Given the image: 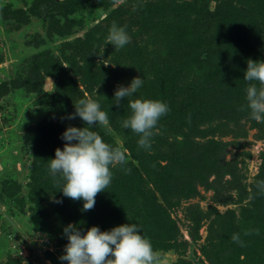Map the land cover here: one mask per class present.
<instances>
[{"label": "rangeland", "instance_id": "rangeland-1", "mask_svg": "<svg viewBox=\"0 0 264 264\" xmlns=\"http://www.w3.org/2000/svg\"><path fill=\"white\" fill-rule=\"evenodd\" d=\"M226 1L0 0V264H68L59 259L68 242L65 226L84 225L83 234L92 226L104 231L137 223L136 195L132 200L129 196L116 199L125 207L106 219L90 217L82 210V200L56 190L63 182L49 174L48 163L66 143L60 137L68 126H87L79 117H66L75 112L79 99L90 98L104 111L110 108L104 101L113 100L119 110L117 121L92 126L106 142L109 139L125 150L127 165H137L139 148L133 155L129 145L137 144L138 136L122 127V121L131 111L129 99H152L151 82L158 69L168 85L182 93L160 100L169 109L174 102L192 104L191 113L178 123L171 122L169 111L160 117L153 136H163L161 161L176 170L173 158L167 160L173 154L176 162L188 161V170L191 165L197 173L196 191L185 194L187 185L181 183L184 192L173 193L174 198L167 201L157 196L173 222L171 232H165L164 246L155 249L160 264H233L232 259L264 264V234L252 231L253 223L261 227L264 220V194L256 188V182L264 180V120L250 118L241 107L250 82L241 78L238 66L232 67L237 57L223 44L205 47L210 58L202 71L177 74L169 68L172 41L197 35L195 18L198 26L208 23L209 34L216 35L223 22L218 10ZM113 22L124 26L131 37L116 50L106 40ZM256 34L249 42L262 54L254 61L264 60V19L258 20ZM90 38L92 51L84 45ZM172 75L178 78L176 84ZM136 76L144 78L143 85L116 104L115 89L128 86ZM57 92L63 102L53 99ZM35 141L41 148L38 154L33 149ZM202 150L213 151L207 161L210 168L198 165L204 160ZM204 168L207 179H200ZM111 171L106 189L123 168L115 166ZM40 179L50 189L39 219L35 188ZM145 183V189L155 193L153 179ZM234 234L238 241L232 239ZM249 235H257L253 248L246 246Z\"/></svg>", "mask_w": 264, "mask_h": 264}, {"label": "clouds", "instance_id": "clouds-1", "mask_svg": "<svg viewBox=\"0 0 264 264\" xmlns=\"http://www.w3.org/2000/svg\"><path fill=\"white\" fill-rule=\"evenodd\" d=\"M106 40L116 50L128 44L131 37L124 26L113 22ZM244 80L250 83L245 89V103L241 107L248 110L250 118L264 120V60L248 59ZM143 83L144 78L136 76L128 86L119 85L114 91L116 104L132 97ZM128 107L131 111L123 119L122 127L138 134L140 148L150 150L154 130L160 117L169 111L168 104L162 100L137 98L129 99ZM76 117L87 122V126H68L65 129L60 138L66 143L62 149L58 147L55 150L54 158L49 159L48 171L63 182L60 188L63 195L82 200V210L86 211L95 205L96 194L111 183V168L126 166L127 157L124 149L109 144L94 130L108 123V114L98 101L79 99L75 112L66 118ZM256 188L258 194H264V180H258ZM140 230L138 223H125L104 231L99 226H92L82 234L80 228L69 224L63 229L68 242L59 259L68 264H160L157 251ZM232 239L238 241L239 237L234 234Z\"/></svg>", "mask_w": 264, "mask_h": 264}, {"label": "trees", "instance_id": "trees-1", "mask_svg": "<svg viewBox=\"0 0 264 264\" xmlns=\"http://www.w3.org/2000/svg\"><path fill=\"white\" fill-rule=\"evenodd\" d=\"M234 2L236 3L234 4ZM224 3L225 5L223 4L224 6L222 5L221 9L218 10V14H221L223 17V22L219 27L217 26L218 33H216V35L209 34L208 23L206 25L200 24V26H198V18H195L196 27L194 29L197 35L183 40L182 36H180L178 40H171L174 46L171 48L169 54L170 70L173 69L175 72H177V74L190 72L191 70H193L195 73H197L198 70L202 71L201 66L205 65V63L210 58V54L205 49V47L217 48V46H219L221 48V45L223 44L224 46H226L227 50L230 49L232 53H234L231 54V56L237 57L235 60H233L231 65L234 69L236 66H238L237 69L239 71V75L242 79L244 78V72L247 69V64H240L248 61V59L256 60L262 54L259 50L257 51L252 47L251 44L253 43H250L249 39L254 37V35H257L256 30L258 27V20L264 19V0H227ZM186 4L187 3H185L184 5ZM176 11L178 10L176 9ZM180 14L184 15V13L181 12ZM178 19L181 21L183 20V17ZM204 26L206 28L205 33L203 34L201 33V28H203ZM258 30L260 34L262 30ZM220 33H222V35ZM220 37L222 38V42L217 41H220ZM84 45H86V47H89L90 51H92V49L94 48L93 38H90L89 42ZM161 72L162 70L158 69L157 75L155 74L151 82V94L153 95L152 99L154 98L155 100H160L161 97H163L164 100H166L168 96H171V94L172 97L175 95L179 97L182 93L180 91H176L173 86H169V83L166 82V79L161 75ZM177 82V76L172 75V83L176 84ZM60 84L61 82L59 81L57 89L60 88ZM60 94L61 93L58 94L57 92L54 95L53 99L57 102L60 100L63 102L64 99L59 98ZM237 97L239 98L243 96ZM104 104H108V106H110V108H104L106 109L105 112L108 114V119L112 124H114L117 121L116 116L119 115V110L115 106H113V100H109L106 102L104 101ZM173 104L175 106L172 109H169L170 118L171 116L173 117V119L171 120L172 123H178V121L182 120L187 113H191V111L188 112V109L192 107L191 103L185 101V105L184 102L183 105L182 103L179 105L176 102H174ZM108 109H111L109 113L107 111ZM183 109H185L186 111H184ZM175 111L177 112L175 113ZM162 138L163 136L161 135L159 137L153 136L151 138L152 144L150 150H145L143 148L140 149L138 144L129 145V150L133 155H136L135 150H138L139 148V160L137 159L138 164H128L126 166H123V171L120 175L117 176L112 186L108 187V189L103 190L104 192H98L95 197V205L93 206V208L86 210L88 213H90V217L91 215H97L102 217L103 219H106L107 214V217H109V214L111 212H120V208L125 207V205L121 202L118 203L121 198H124V196H129L128 200H132L133 196L136 195L139 199L137 223L142 228V230H140L141 233L143 231L146 237L151 241L154 249H159L164 246L163 244L168 238V236L165 235V232H167L169 229L171 232V229H173V222L170 221V214L164 208L162 203H159L157 201V196H160L163 200L168 201V199L174 198V196H172L173 193L184 192V189L181 188V186L183 185H187V192H185V194H188V192L192 193L193 191H196L194 182L196 181L195 176H197V173H193L191 165L188 170V161L185 160V163L181 165V160L178 161L177 159L178 162H176V156L172 154L170 157H168L167 160L173 158V160L175 161L176 170L173 169L172 165H165V160L161 161L162 158L165 157V154L160 152V148L163 145ZM137 140L138 138H136L135 140L136 143ZM108 143L113 145V143L109 142V139ZM33 149L35 154H38L40 152L39 150L41 148L38 143H36V141L33 144ZM202 153L204 156V160L198 162V165H204L205 167L210 168L211 164L209 166L207 161L212 158L213 151L202 150ZM125 168H127L128 170H125ZM205 173L206 169L204 168L201 171L200 179H207V175H205ZM147 178L153 179L152 184L155 189L156 195L152 191V189H145V186L147 185L145 183V179ZM48 186V183H42L40 179L38 189L36 190L35 188V194H37V197L35 198L37 206L35 215L38 218L40 217V214H42L40 212L44 213L43 205L45 203V200L47 199V191L48 189H50L48 188ZM56 188V190L62 192L60 190L61 185L59 183L57 184ZM116 199H119V201ZM34 223L38 225L39 221L35 218ZM76 226L82 231L86 230V226L82 227L84 225L79 224ZM252 226L253 232L256 233L260 230L264 234V220H262L261 227H258L256 223H253ZM249 237H251V235H249ZM256 237L257 235L248 238L246 240V246L249 247L251 244V247L249 248H253L257 244ZM232 262L233 264H240L238 259H232Z\"/></svg>", "mask_w": 264, "mask_h": 264}]
</instances>
